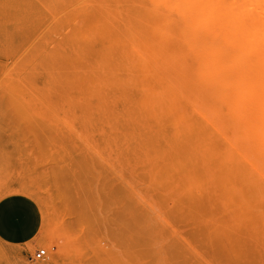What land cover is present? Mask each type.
Wrapping results in <instances>:
<instances>
[{
    "label": "rangeland",
    "instance_id": "rangeland-1",
    "mask_svg": "<svg viewBox=\"0 0 264 264\" xmlns=\"http://www.w3.org/2000/svg\"><path fill=\"white\" fill-rule=\"evenodd\" d=\"M111 16L106 0H0V202L37 219L27 246L0 240V264H264L237 205L165 185L160 158L98 127Z\"/></svg>",
    "mask_w": 264,
    "mask_h": 264
},
{
    "label": "bare ground",
    "instance_id": "bare-ground-1",
    "mask_svg": "<svg viewBox=\"0 0 264 264\" xmlns=\"http://www.w3.org/2000/svg\"><path fill=\"white\" fill-rule=\"evenodd\" d=\"M106 1L98 127L160 158L165 185L237 205L264 244V0Z\"/></svg>",
    "mask_w": 264,
    "mask_h": 264
},
{
    "label": "crops",
    "instance_id": "crops-1",
    "mask_svg": "<svg viewBox=\"0 0 264 264\" xmlns=\"http://www.w3.org/2000/svg\"><path fill=\"white\" fill-rule=\"evenodd\" d=\"M37 219L31 208L18 199L0 202V240L11 246L35 241Z\"/></svg>",
    "mask_w": 264,
    "mask_h": 264
},
{
    "label": "built area",
    "instance_id": "built-area-1",
    "mask_svg": "<svg viewBox=\"0 0 264 264\" xmlns=\"http://www.w3.org/2000/svg\"><path fill=\"white\" fill-rule=\"evenodd\" d=\"M46 253L44 248H38L34 253V258L39 259L42 258Z\"/></svg>",
    "mask_w": 264,
    "mask_h": 264
}]
</instances>
